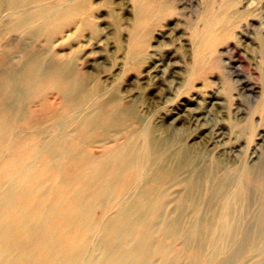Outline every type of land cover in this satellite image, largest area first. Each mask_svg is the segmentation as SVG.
<instances>
[{
	"label": "rangeland",
	"instance_id": "374dc122",
	"mask_svg": "<svg viewBox=\"0 0 264 264\" xmlns=\"http://www.w3.org/2000/svg\"><path fill=\"white\" fill-rule=\"evenodd\" d=\"M84 5V12L57 33L51 32L50 26L33 36L6 31L0 39V61H7L4 73L22 72L20 76L29 81L30 92L21 94V108L31 109L40 91L38 85L57 73L68 82H77L72 92L77 103L75 113L65 119L57 138L64 134L67 137L70 131L80 135L86 125L84 116L106 109L105 136L89 140L87 150L98 155L111 147H136L139 153L142 182L120 199L122 206L121 197L113 202L111 196L105 203L93 199L96 206L88 211V221L96 224L90 239L96 249L94 258L104 261V248L112 241L122 255L130 252L125 250L130 241L126 237L135 231L126 229L127 220L140 201L144 208L154 205V210H173L170 223L161 233H152L150 246L143 249L141 256H148L147 260L152 257L151 264H169L164 250L157 246L160 238H166V231L171 233V244L184 251L177 256L183 262L175 259L173 264H264V238L253 242L252 232H247L254 223L259 230L263 226L264 195L258 194V181L264 169V0H153L148 9L138 0H84ZM14 6L12 0H0V19L13 16L22 7ZM32 66L38 71H28ZM81 96L89 103L83 104ZM60 104L59 96L48 95L47 109L55 110ZM145 178L148 183L143 182ZM141 185L147 189L144 195ZM172 185L178 187L172 189ZM166 188L169 198L155 206ZM253 198L257 201L252 202ZM227 201L233 210L230 216L241 221L236 244L218 240L216 228L212 230L214 235L217 233L215 237L211 234L208 239L203 224L207 215H214ZM116 205L127 210L120 223ZM108 206L113 212H107ZM147 224L152 226L153 221ZM247 235H251L248 246H241ZM190 250L193 255L189 258ZM157 257H162L160 262L155 260ZM169 257L172 262L176 256L171 253Z\"/></svg>",
	"mask_w": 264,
	"mask_h": 264
},
{
	"label": "bare ground",
	"instance_id": "6f19581e",
	"mask_svg": "<svg viewBox=\"0 0 264 264\" xmlns=\"http://www.w3.org/2000/svg\"><path fill=\"white\" fill-rule=\"evenodd\" d=\"M138 1L143 4L145 9H148V6H151L153 0ZM12 3H14L15 8L22 6L20 9L18 8V11L23 14L16 12L9 18L5 19V17H2V19H0V21H2V23L0 22V39L4 37L3 34L6 31H14L21 35L29 34V36H33L41 29L48 26L51 27V32L57 33L63 27L76 20V18L85 10L84 0H12ZM14 10L16 11V9ZM43 33L44 32H42V34ZM6 63L7 61L5 60L0 61V264H151L152 257L150 260H147V258H149L148 256L147 258L141 256L143 254V249H146V246L149 245L148 243H150L149 241L153 236L152 233H161L170 223V212L173 211L172 209V211H168V208L154 210V205H151L150 208H144L141 202L138 201L133 208L134 211L132 212L131 210L130 218L127 220L130 221L126 226V229L133 228L135 232L130 233V230L128 231L130 235L128 233L126 239L129 238L127 239L128 241L134 240V243L126 241L128 244H125V250H130L126 256L122 255L121 249H118L119 247L116 245L115 241H112L106 249L104 248L106 251V258L104 261H98V259L93 256V252H95L96 249L93 247V244L90 243L91 232L96 226V224L88 221V219L91 218L90 212L88 215V211L90 208L94 209L96 206V204L95 206L93 205V201L95 199H100V202L103 201L105 203L107 202V199H111V196L113 197V202L119 197H121L119 200L123 199L124 195L128 193V190L129 193H131L130 190L138 188L142 182L143 170L141 169L143 167H140L139 165V153L135 150L136 147L127 150H122L124 147H111L108 148L106 153L98 155H93L94 153L90 152V149L87 150L88 148L85 147V144L89 140L105 136V127L108 122V113L105 111L106 109L103 110L104 112L98 113L96 111L97 113L95 114V112L91 111V113L86 114L83 119V125H86L85 127H82L83 131L80 135L74 134L70 131L67 133V137H65L66 135L64 134V136L57 138L58 134L61 135L60 132H63L62 127L64 122H66L65 119H67V117L72 118L73 113H75L77 103L76 98H73L72 96V92L77 86V82H68V80L63 77V74H61L62 76H58V73H55V78L50 80L46 79L43 83L38 85L40 91L37 98L34 99V104L31 106V109H29V107L21 108L22 95L24 96L27 91L30 92L29 81L25 76H20L22 72L15 73L11 70V72L4 73L2 68H5ZM34 69L35 67L32 66L29 67L28 71ZM40 76H38V78ZM40 79L41 78L38 80ZM32 87L33 85L31 88ZM91 91L93 90L91 89ZM51 93L56 94L61 98V104L58 107L54 106L55 110L50 108L47 109L48 95ZM88 95H90V93ZM81 98L83 101L82 96ZM87 100L85 99L84 101L89 103ZM89 100H91V98ZM36 105H38V107L40 106V109H36L37 112L35 109L33 110V107ZM133 128L135 127H132V129ZM112 139L114 140V138ZM146 142L148 143V141ZM124 154L126 155L123 156ZM151 154L153 156V152ZM123 162L124 164H122ZM104 166L106 169L103 168ZM261 167L263 169L264 166L261 165ZM248 168L249 167L246 169ZM153 169L155 170V168ZM251 173L253 172L251 171ZM227 177H229V174ZM116 179V183H119L114 188V191L112 190L110 193L112 183ZM148 179L147 175V180ZM156 180L159 181L158 179H153V182ZM252 181L254 182L255 180ZM143 182H147L146 178ZM165 183L169 184L171 182L166 181ZM180 184L181 182L179 185ZM258 185L260 186L258 194L260 193L261 195H264V169L263 174L258 181ZM176 186L172 185L171 188ZM167 188L166 192L164 191L165 193H162V196L157 198L158 201H155V206H158L159 201L165 203V199L169 198L168 196H170V194ZM107 190H109V192ZM140 190L142 192L141 195H144L147 191V189L145 190V187H142ZM229 191L231 193V190ZM176 193H178V191ZM204 193L206 192L204 191L203 194ZM198 198L199 197H197V199ZM223 198V200L226 201L225 197ZM255 198H253L252 202L257 201ZM173 201H175V199ZM205 201L208 200L205 199ZM120 202L122 206L123 200H120ZM234 202L237 204V201ZM119 205H116L117 208H119L116 215L118 223L121 222L122 217L127 213V210ZM112 209L113 207L108 206L107 212L112 211ZM215 210H217V208ZM218 210L219 211H215L214 215L210 213L212 215L211 217H208L209 215L206 214L208 218L205 217L203 220L205 230L208 232V239H210L211 234L212 237H215L217 233L214 235L212 230L216 228L219 231V235L216 236L218 240L224 242L228 240L230 243L236 244V242H239L241 234L240 219L234 215L230 216L233 210L230 209L228 201L224 203L220 209L218 208ZM242 211L243 210H241V213H243ZM249 211L250 210H248V212ZM174 212L176 211L174 210ZM240 216H243V214ZM149 220L153 221L152 226H148L147 223ZM260 221L263 225L260 230L259 226L257 227V224L253 221L252 223H254V225L253 227L251 226V231H247L252 232L253 242L259 237L264 238V210ZM246 222H244V224H246ZM193 225H195V223ZM166 234V238L164 240L160 238L157 246L164 250L166 254V262L168 261L169 264H173L175 263V259H181L177 256L184 251H180L175 244H171V241H169L172 240L170 231H166ZM250 236H245L246 242L241 246H248V242L251 240ZM148 251L152 250L149 249ZM122 252L124 253L123 248ZM171 253L175 254L176 257L172 259V262H169L171 257H169V255ZM249 253L250 252L247 254ZM191 255H193V251L190 250L188 251L187 257L190 258ZM230 255L232 254L230 253ZM239 255L240 253L237 256ZM243 256L244 255L242 254V257ZM231 257L234 258V256ZM161 259L162 257H160V260L157 257L155 260L160 262ZM228 263H231V261L227 262V264Z\"/></svg>",
	"mask_w": 264,
	"mask_h": 264
}]
</instances>
